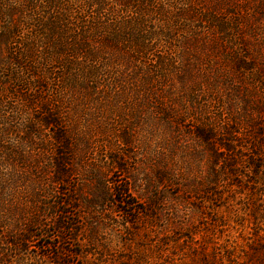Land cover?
Here are the masks:
<instances>
[{
  "label": "rangeland",
  "instance_id": "1",
  "mask_svg": "<svg viewBox=\"0 0 264 264\" xmlns=\"http://www.w3.org/2000/svg\"><path fill=\"white\" fill-rule=\"evenodd\" d=\"M157 2L163 13L152 18L168 35L148 47L127 39V52L145 64L152 49L164 54L162 86L144 89L129 77L134 63L127 71L113 60L102 66L111 79L95 90L69 83L60 92L49 78L38 98L23 84L28 101L0 123V176L12 184L0 189V264H203L218 244L238 264H264V235L246 234L264 226V17L240 0H193L188 19L173 0ZM204 10L228 22V37L217 27L195 31ZM205 32L218 44L202 45ZM120 69L121 81L113 76ZM47 102L66 149L42 125ZM28 223L33 233L13 251L9 235L26 234Z\"/></svg>",
  "mask_w": 264,
  "mask_h": 264
},
{
  "label": "trees",
  "instance_id": "2",
  "mask_svg": "<svg viewBox=\"0 0 264 264\" xmlns=\"http://www.w3.org/2000/svg\"><path fill=\"white\" fill-rule=\"evenodd\" d=\"M173 1L178 6L177 9H182L179 12L180 17L192 18L195 12L194 6L191 5L193 0ZM240 1L246 5L252 4L256 11L255 15L264 17V0ZM197 6L199 5L197 4ZM160 8L157 0H0V66L5 68L6 73L8 72V74L5 72L0 74V77L4 75V78L0 79V95L3 93L2 87H5L7 93H10L8 98L0 103L2 109L0 110V123L3 126L10 124L11 121L8 118L10 115H12L11 118L13 117V113L17 109L16 105L20 101H28L27 96L23 94V84H28L25 85L28 87L27 89L31 88L33 94L38 98L48 89V86L43 83L47 82L46 79L49 78L56 84L55 90L57 87L61 88L60 92L68 90L69 83L78 84V88L82 89L85 88L82 86L97 84L95 87L89 86L88 88V90H95L96 87H99L100 82H107L111 79L109 76L106 79L105 73L102 71V66L109 65L107 60H113L116 64L124 66V69H128L127 71L130 70L128 67L134 63L135 69L131 70L129 77L141 82L144 89L150 85L162 86L164 82H160L165 77L162 73L167 70L163 67L166 63L164 54H158L152 49L149 51L152 61L145 64V61L139 57V52L132 56L134 59L130 52H127L130 49L127 43L132 40L131 38L136 37L140 43L148 47L150 39H152L151 43H154V40L159 36L168 35L165 32H168L170 27H167L166 24L164 32L160 30L161 24L164 25L161 23V17H155L159 22L152 18L154 15L163 13V11L160 12ZM211 12L206 14V10H204V15L201 14L203 16L198 20V23L202 24L195 31L199 34L204 31L201 30L202 28H207L210 31L217 27L216 29L221 34L219 36L228 37L229 32L227 31L231 29L228 22L221 18L218 19ZM149 16L150 19L147 18ZM141 20L143 23L148 21L149 28L146 32H137L139 30L135 29L136 22ZM262 30L261 36L264 40V29ZM209 33L203 34L205 40L202 45H217L216 36L212 37ZM207 34L208 36H206ZM168 37L175 39L176 36L169 35ZM192 40H194V36ZM240 63L245 68L251 65L244 59ZM121 69L117 70L113 76L120 79L127 76L126 71ZM119 78L117 80H120ZM51 91L53 93V89ZM49 108L52 107L47 102L44 106V116L41 118L42 125L52 131L53 139L66 149L69 138L64 131L53 130V128L60 127L61 121ZM2 111H7V114H1ZM25 125L28 131L33 132L36 122H29ZM15 128L19 131V128L16 126ZM209 135L206 134L205 138H209ZM1 138L5 142V136H1ZM5 148L0 145L2 152ZM65 149L59 152L64 153V159L67 158ZM220 149L226 150L228 147L220 143ZM6 164H10V162ZM54 164L55 170L64 174L62 166L65 163L54 161ZM56 181L63 180L57 179ZM6 182L7 179L0 176V189L12 188V184L5 185ZM11 182L13 183V181ZM2 204L3 201L0 199V211L3 208ZM141 209L143 208H140L139 211L144 212ZM62 223L61 221L54 222L53 228L56 229V232L62 229ZM14 225L17 226L15 223ZM30 226V223L25 226L26 234L22 235L17 232L14 234L12 231L9 235L13 251L18 250L22 245L21 241L29 239L26 235L32 234L34 231ZM246 234L264 235V226H250ZM2 253L4 252H0V254ZM238 260L239 257L236 254L218 244L213 247L207 258L203 259V264H238ZM64 263L69 264L70 262L65 261Z\"/></svg>",
  "mask_w": 264,
  "mask_h": 264
}]
</instances>
